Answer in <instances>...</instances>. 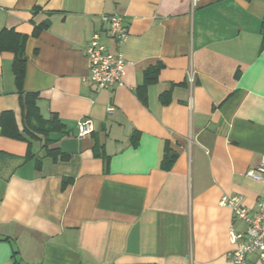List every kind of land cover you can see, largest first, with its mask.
<instances>
[{
  "label": "crops",
  "instance_id": "crops-1",
  "mask_svg": "<svg viewBox=\"0 0 264 264\" xmlns=\"http://www.w3.org/2000/svg\"><path fill=\"white\" fill-rule=\"evenodd\" d=\"M102 15L123 17L122 45ZM263 18L264 0H0V264H233L245 225L219 202L264 199L247 175L264 163ZM95 31L124 55L121 87L84 82Z\"/></svg>",
  "mask_w": 264,
  "mask_h": 264
},
{
  "label": "built area",
  "instance_id": "built-area-1",
  "mask_svg": "<svg viewBox=\"0 0 264 264\" xmlns=\"http://www.w3.org/2000/svg\"><path fill=\"white\" fill-rule=\"evenodd\" d=\"M102 21L106 24L108 36L114 40L117 46L122 45L128 38L127 26L119 15H102ZM88 63V75L85 83L93 85L97 89L111 90L123 85V77L127 62L122 51L110 53L101 43L100 32L95 31L84 49ZM113 109H109L112 112ZM92 122L82 118L77 122V134L79 137L88 136L93 132ZM264 171L262 162L255 170L248 171L247 175L264 184V177L258 174ZM240 196L223 197L219 205L228 207L233 220L241 221L245 226L244 232L238 233L231 230L229 242L234 247L230 253L233 264H249L247 257L256 255L264 263V199L257 202L255 210L245 207L241 203ZM240 244V245H239Z\"/></svg>",
  "mask_w": 264,
  "mask_h": 264
},
{
  "label": "trees",
  "instance_id": "trees-1",
  "mask_svg": "<svg viewBox=\"0 0 264 264\" xmlns=\"http://www.w3.org/2000/svg\"><path fill=\"white\" fill-rule=\"evenodd\" d=\"M250 1V0H246ZM41 30V27H35L32 34L33 36H36L38 32ZM260 35H261V47H264V18L261 21L260 24ZM24 39V38H22ZM23 50L21 44H19L15 51V58L13 61V74L15 77V82L18 88L21 87L23 75H24V69H25V60L23 58ZM36 95L33 94H26L25 95V109L27 111V119L35 118L38 122H43V124H46L41 118V116L38 114L36 106H35V98ZM19 136V135H18ZM20 137V136H19ZM165 157H168V155H165ZM174 160V155H171L169 159H165V162H163V169L168 170L170 165L172 164Z\"/></svg>",
  "mask_w": 264,
  "mask_h": 264
}]
</instances>
